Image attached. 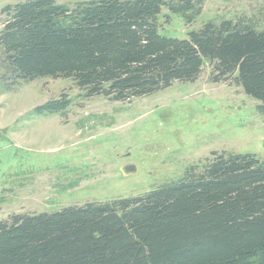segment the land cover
Wrapping results in <instances>:
<instances>
[{
	"label": "trees",
	"instance_id": "trees-1",
	"mask_svg": "<svg viewBox=\"0 0 264 264\" xmlns=\"http://www.w3.org/2000/svg\"><path fill=\"white\" fill-rule=\"evenodd\" d=\"M192 0H24L1 8V60L14 78L68 77L87 96L129 101L193 82L203 61L264 109V30L207 22L161 35L157 16ZM67 98L35 112H60ZM0 264H264V160L212 151L143 194L0 220Z\"/></svg>",
	"mask_w": 264,
	"mask_h": 264
},
{
	"label": "rangeland",
	"instance_id": "rangeland-1",
	"mask_svg": "<svg viewBox=\"0 0 264 264\" xmlns=\"http://www.w3.org/2000/svg\"><path fill=\"white\" fill-rule=\"evenodd\" d=\"M24 0H0L7 4ZM73 8L90 0H55ZM198 13L162 8L161 35L186 38L207 22L264 30V0H192ZM3 16L0 14V29ZM204 60L193 82L129 101L87 96L72 78H14L0 47V220L133 197L182 179L212 151L264 160V109ZM67 98L66 109L36 113Z\"/></svg>",
	"mask_w": 264,
	"mask_h": 264
}]
</instances>
